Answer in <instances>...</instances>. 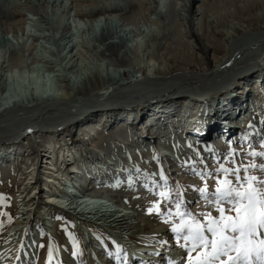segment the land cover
<instances>
[{"label":"bare ground","instance_id":"bare-ground-1","mask_svg":"<svg viewBox=\"0 0 264 264\" xmlns=\"http://www.w3.org/2000/svg\"><path fill=\"white\" fill-rule=\"evenodd\" d=\"M13 1L14 0H0V12L6 19L15 18L20 14L18 11L14 13L13 8H11L13 6ZM127 1L132 6L136 5L135 0ZM182 1L183 7L181 8L187 11L186 22L189 28L188 30L186 28L187 32L185 31L186 33L184 32V35L188 37L190 46H193V43L195 44L197 37L200 40H204L201 46L196 47V52L199 56H204V52L209 53L211 58L209 61H207L205 56L200 58L198 64L189 67L169 65L167 68H158L157 70L150 68L147 69L148 74H146V77L141 76L144 69L143 65L137 66V63H129L130 65L127 69L118 70L117 73L119 76H113L111 72H94L93 70L92 73H94L92 75L95 74L97 80L102 79L103 84L86 90H84L83 81L88 77L89 73L80 75L78 78H71L70 80L62 78V80L66 82L65 86L70 89V93H72L71 91L73 88H77L69 97L54 94L51 91L52 88L50 89L46 82L42 81L39 77H34V75L31 78L30 86H28L31 88L28 90V93H26L24 89L26 87L22 88L23 79H18L20 83L19 89V87L13 86V82L5 84L6 79L2 80V76L0 77L2 80H0V91L4 94L3 97H0V175L6 178L15 173L14 170L19 167L25 178L24 181H22V186H20L21 190L18 192L20 194L19 199H21L20 203L23 205V208L21 205L22 210L19 211V218L2 234L1 238H3V240H1L0 248L9 247L10 244L20 240L12 239L20 236L23 226H27L31 216H33L32 213L35 211H37L35 214H38L37 220L39 221L37 231L39 234L43 232L44 236L54 235L52 232H54V228L56 227L52 214L54 212L55 214L61 212V214L64 213L67 217H70L71 220L73 218L76 220V223L72 221L74 228L85 234L84 239L86 243H88L87 251L90 253L89 256L92 258L91 260L94 262L96 261L95 264L104 261L102 253L107 251L102 243L96 241L92 230L100 231L104 233L105 236L111 234L107 242L115 238V241L119 244L121 238L125 239L121 248L123 252L125 250L127 253L128 264H138V258L135 256V252H138L136 251L138 247L134 249V253L130 247L133 246L132 244L135 245V241L140 240H143L144 244L140 241L139 250L145 248L142 245H146L153 250L147 249L142 252L140 251L146 254L145 256L143 255L146 261H144L143 258L141 259L144 261L142 264H165L166 262L169 264V261H174L175 264H182V261L185 260L184 255H188V252H179L175 245H173L175 242L174 239L181 237L176 236V233L159 223L158 220H155L148 214H144L142 209L134 204V199L131 198L130 202H126V199H122L121 196H118L117 199L113 193L114 191L109 190L110 184L116 183L122 176L121 179L127 178L124 177L126 174L123 175L125 172L122 171V167L124 166L119 161L120 157L117 153L119 154V151L122 152L121 154L127 153L124 151V144L127 146L136 145L135 151L127 150L129 154L127 153L125 156L122 155L123 158H121L123 160L128 158L130 160L129 162H132V164H136L140 159L143 164L142 155L144 154L146 156L150 146H156V144H158V139L162 137L160 143L164 151L159 149L155 151H157L158 156L161 155L164 158L168 169H171L172 179H184L190 184H196L198 178L189 175V170L182 169L184 168L181 167L182 161L172 162L173 158L170 156L171 147L169 143H167L169 138L168 133L172 132V134L175 135L177 132L176 135H178V133L185 130L197 134L200 141L194 144L192 148L189 149L191 150L189 152L193 157L194 154H192V150L199 151V156L201 157L198 156L197 158H202L208 164L215 160V157L210 159L211 155L215 156L224 150L229 151L230 149H227V146L230 145L234 139H254V137L258 138L259 136L257 140L263 141L264 95L261 96L259 91H264V72L260 71L256 76L249 74L246 77H241L243 80L240 81V78L237 85L228 93L223 96L208 99L206 102H199L197 99L195 100L194 97L189 99L190 94L197 95L200 89H191L190 91L184 89L188 88L193 83L199 86L198 82H202L201 85H204L205 82H211L213 79L219 77V74L223 72V70L237 65L238 62H240L239 60L255 55L258 50H261H255V45H262L264 43V41H260L264 40V25L261 23L263 15H254L251 19L250 17L245 18L244 21L246 24H243L244 28L241 29L236 27V29H234V27L232 32L224 30L219 28V24L216 21L214 24L213 20L210 21L208 17L204 16L206 12L204 0ZM198 2L201 4H198ZM256 3L258 4V1L253 0L250 5L253 6ZM175 5L174 9H172L173 7H167V9L174 14L178 12V2H176ZM250 5L248 4L245 7L239 8L240 12L243 13L246 7L250 10ZM108 6H110L108 3L103 1L100 3L99 1L91 6V9H94L95 12L87 10V12L91 11L95 15L93 21L96 24L95 31L98 32L93 34V37L95 40L102 43L101 46L104 47L100 48L102 52H104V50L111 52V54L117 52V56L126 53V51L131 52L132 49L127 47L123 48V42L130 37L125 33L127 29L129 30V34L134 33L136 30L131 26L120 29L119 27H121L123 19L122 21L118 20L121 24L119 25L116 23V27L114 26L116 29L114 28L113 30V25L110 21L115 18L114 11L117 10L116 8H110L112 6ZM194 7L197 9L192 11ZM120 10L121 9H119V11ZM196 19L199 20L195 22ZM131 21L133 25L137 24L135 19ZM190 26L191 28L193 27L195 32L193 33L195 35L192 34ZM100 30L102 32L101 37L99 36ZM166 31V29L163 31L161 30L158 34H155L154 37L159 40L165 37ZM187 33H191V36ZM70 35L71 34L67 37H70ZM233 35H241L242 39H239V42L233 44L232 47L230 46V42H228L226 46L227 51H225L222 56H218V50L215 47L217 44L214 46L212 40L217 38L215 40H222L223 42L225 39L232 38ZM98 36L100 37L99 39H97ZM151 37H153V35ZM5 38L6 37L3 38L0 36V46L6 50L4 60L2 59V61H0V70H5V68H7L6 70L9 71L11 67L22 69L25 64L28 63L29 57L26 56L24 59V55L23 53L21 54V52L22 50L23 52L25 50L27 51L28 48L24 50L22 45H19L20 47H14L6 43L4 40ZM68 43L69 45H65L64 49H68V52L72 55V52L77 49L79 44L71 37ZM94 44L98 46L97 43ZM33 46L34 50L38 52L37 45ZM148 46L151 47L149 43L147 48ZM221 47L223 46L221 45ZM30 55L31 58H34L41 54L38 53L35 55V53H31ZM70 55H67L69 60H71L76 53L72 56ZM67 56H62L63 63ZM121 56L123 57V55ZM150 58H152V56H150ZM65 66L69 69L73 67L74 64L71 62L67 64L65 62ZM252 69H254L253 64H251L248 69H243V71L247 70L249 72L252 71ZM235 73L239 75L242 72L238 70L235 71ZM131 76H135L138 80L135 79V81L128 84ZM257 80H260L258 85ZM71 81H74L73 85H71L73 83H71ZM4 86L6 90H4ZM215 93L216 92H214V94ZM253 99L258 100L259 103H257L258 105L255 104L253 107H249V102ZM127 104L135 105L137 108L127 109ZM112 107L115 108L112 109ZM254 108H257L255 109L257 113L254 111L249 119V114L253 112ZM246 112L248 113L247 115L244 114ZM258 112H260V116L257 119ZM241 114L243 115L241 119L245 121V126L247 125L246 128H240L242 123L240 124V122H238V117H240ZM234 118L236 122H233L232 119ZM251 120H255L256 123H253V126L250 124L248 127V121ZM71 124H73V127H69V131H73V133L78 136L76 140H73L69 134L62 131L64 126H69ZM45 128L46 131H44ZM127 128L128 130H125ZM146 128L148 129L146 130ZM120 129L128 131V133H121L118 137L117 132ZM196 129H198V131ZM14 131L15 133L9 136V134ZM16 131H18V133H16ZM250 131H253V133L251 134ZM50 133H52V135ZM131 133H134V135H131ZM104 135L109 139V143L107 144H102L101 142V138H103ZM212 135H216L217 137L212 142L213 145L208 147V140L212 139ZM223 135L225 141L221 139ZM243 135H246V137ZM34 136L38 138L36 141L39 142H37L38 144L36 142L34 143L37 144V147H39L38 145L41 147L38 153L40 154L38 161H36V157L33 156L34 152L32 150L36 145H24V141L27 138H30L31 141ZM57 136L59 137L56 138ZM21 139L23 140L21 141ZM30 144H32V142ZM95 144H99L100 146H96ZM257 144L262 145V143ZM138 145L142 148H139ZM201 148H205V150L201 151ZM148 156L150 155H147V158ZM158 159L160 158L158 157ZM174 159L176 160V158ZM164 169V166H162L161 171L163 172ZM137 170L138 169L135 167L129 170L127 175H138ZM44 177H46L45 180L49 181L51 185H47L45 181L42 180ZM47 177H52V180H49ZM41 183H44L43 185L46 186H42ZM37 186L39 187V191L37 190L38 192L35 193ZM144 190L145 189L137 188V190L134 191ZM40 193L46 194L44 195L45 198L39 196ZM132 193L133 192L130 191L127 194L132 197ZM193 196H195L194 193L188 195L189 199L187 201L189 205L194 202L199 204L201 202L200 197ZM117 200H121L120 203H118ZM140 201H143V199L139 200V202ZM145 203L147 202L144 201L141 205ZM200 209L199 211H201ZM46 215H49V217ZM88 221H93V224L90 226L86 225ZM57 222L56 220V223ZM91 226L94 228L91 229ZM46 236L43 240L48 238ZM56 236L55 238H57ZM5 240H11L12 242L8 241L10 244L6 246L8 243H5ZM64 240L65 239H63V241ZM127 240H132L129 241L131 244H128ZM65 243L66 245L69 244L68 241ZM98 244L102 246L104 251L100 249ZM167 250L173 253L169 254ZM93 253L97 258L92 256ZM165 254H169V258ZM67 255V251L62 249V257L65 258ZM12 259L13 258H10V260ZM157 261L159 263H156ZM11 263H13V261H11ZM70 263L73 264L72 262ZM104 264H117V261L114 257L107 255Z\"/></svg>","mask_w":264,"mask_h":264},{"label":"rangeland","instance_id":"rangeland-1","mask_svg":"<svg viewBox=\"0 0 264 264\" xmlns=\"http://www.w3.org/2000/svg\"><path fill=\"white\" fill-rule=\"evenodd\" d=\"M96 1L97 2L100 1V3L101 1L106 2L108 3V5L112 6V7L110 6L108 7L114 8V9L116 8L117 11H114L115 18L110 21V23L113 25V30L116 27V23H118L119 25L121 24L118 20L122 21L123 19L122 25L121 27H119L120 29L127 28V26H131L134 30L137 31V32L134 31V33L129 34L128 33L129 30L127 29L125 34L129 35L130 37L127 39H125L124 37L125 41L123 42L124 44L123 48L127 47L132 50L131 52L126 51V53L124 54L122 53L121 55H123V57L121 55L117 56V52L114 54H111V52L106 51V50L102 52L100 49L103 47L101 46L102 43L98 40H95L93 37V34H96V32H98V31H95L96 24L93 21L94 16H95L93 12H95V10L91 9V6L97 3ZM135 1H136L135 2L136 5L132 6L131 4H129L127 0H54V1L53 0H14L13 6L12 7L10 6V7L13 8L14 13H17L18 11V13L20 14L19 16H16L15 18L6 19L0 12V36L3 38L6 37L4 39L5 42L9 43L10 45L14 47H20L22 45V47H24V50L28 48L27 51L25 50L23 52L22 50L21 54L23 53L24 59L26 58V56H28L29 58H28V63H26L22 69H18L14 67H11L9 71L6 70L7 68H5V70L1 69L0 70V74H1L0 77L2 76L1 79L2 80L6 79L5 84L13 82L14 83L13 86L19 87V89H20V83L18 82V79L19 78L23 79L22 84L24 86L22 85V88L26 87L24 89L26 90V93H28V90L31 89L28 86H30V83H31L30 81L32 80L31 78L34 75V77H39L42 81L46 82L48 87H50V89L52 88L51 91L54 94L59 95V96L63 95V96L69 97L70 94H72L75 90H77V88L75 89L71 88L72 93H70V89L65 86L66 82L62 80V78H65V80L67 79L70 80L71 78H78L80 77V75L89 73L88 77L85 78V80L83 81V87H84V90H86V89H91L93 87H96L97 85L103 84L102 79L97 80L95 78L96 77L95 74L92 75L94 72H97V71H102L104 73L111 72L113 73V76L115 75L119 76L117 73L118 70L127 69L130 64L137 63V66L143 65L144 69L141 73V76L146 77L147 76L146 74H148L147 69H150V68H154L155 70H157L158 68H162V69L167 68L169 65L189 67L191 65L198 64V61L202 57L206 56L207 61L211 59L209 53L204 52V56H199L196 52L197 51L196 47L201 46V44L204 43V40H200L197 37V41H195L194 39L196 45L193 43V46H190L188 43V37H185L184 35V32L185 31L187 32L189 28L186 22L187 21L186 20L187 11L184 10V8H181L183 7L182 0H171V2L170 0H167V1L166 0H135ZM251 1L253 0H244V1L243 0H204L205 7H206V12L204 16L208 17L210 21L213 20V23L216 21L219 24V28H222L224 30H228L231 32L234 27H235L234 29H236V27H239L241 29L244 28L243 24H246V22L244 21L245 18L250 17L251 19V17H253L254 15H263V20L261 21V23L262 25H264L263 23L264 22V11H263L264 10V7H263L264 0H260V1L256 0L258 1V4L256 3L255 5H253L254 7L250 5ZM176 2H178V5H177L178 12L174 14L173 12H170V10L167 9V7L168 8L173 7L172 9H174V7L176 6L175 5ZM198 4H201V3L198 2ZM248 4L251 6V9L248 10V7H246L244 9V12L241 13L239 8L245 7ZM119 9L121 10L119 11ZM196 9L197 8L194 7L192 8V11H195ZM0 10H1V7H0ZM87 10H91L93 12L91 11L87 12ZM131 18L133 20L135 19L137 24L133 25L131 23L132 22ZM198 20L199 19H196L195 22H197ZM164 28L167 30L165 32V37L160 38L159 40L156 39L154 37L155 34H158L161 30L162 31L165 30ZM190 29L192 31V34H194L195 32L193 30V27L191 28L190 26ZM99 32H100L99 36L101 37V34H102L101 30ZM67 34L68 35L71 34L70 37L73 38L79 44L77 49H75L76 52L75 51L72 52V55L76 53L75 55L76 57L74 56L71 60H69V57L67 56V55H70V53L68 52V49H64L65 45H69L68 40L70 37H67L68 36ZM187 34L191 36V33H187ZM126 35H123V36H126ZM152 35L153 37H151ZM99 36L97 39L100 38ZM241 37H242L241 35H237V36L233 35L232 38L223 40L224 43L222 42V40H215L217 39L215 38L212 40L213 42L212 44H214V46L217 44L215 46L216 49L218 50L217 54L218 56L219 55L222 56L224 52L227 51V47H226L227 43L230 42V46L232 47L233 44H236L239 42V39L240 40L242 39ZM260 41H264V40H260ZM89 43H90V46H89ZM94 43H97L99 47L96 46ZM148 43L150 44L151 47L148 46L147 48ZM33 45H37L38 52L34 50ZM221 45L223 47H221ZM255 48H256L255 50L257 49H261V50H258L257 53H255V55H253L252 57L249 56L248 58L239 60L240 62H238L237 65L231 68H227L226 70H223V72L219 74V77H217L216 79H213L211 82H208V83L205 82L204 85H201L202 82H198L199 86H196V84L193 83L188 88L184 89V90H189V91L191 89H195V90L197 88H198L197 90L200 89L199 94L197 95L190 94L189 99L194 97V99L195 100L197 99L199 102H206V100L211 99L213 97L223 96L224 94L228 93L231 89H233L235 85H237L241 77L243 76L246 77L249 74L256 75L257 73H260V71L264 72V43L262 45L260 44L257 46L255 45ZM5 51H6L5 48L3 49L0 46V57H1L0 61H2V59L4 60ZM36 52L37 54L40 53L41 55L31 58L30 54L35 53V55H37ZM63 54L67 56V58L65 57L66 60L64 61V63H63V57H62L64 56ZM150 56H152V58H150ZM65 62L67 64L71 62L74 64V66L67 69V67L65 66ZM251 64L254 65V69H252V71H249V72L247 70L243 71V69H248V67H250ZM93 70L94 72L92 73ZM238 70L241 71L242 73H240L239 75L238 74L236 75L235 71H238ZM2 71H3V74H2ZM135 79L138 80L137 78H135V76H131V78H129L128 84L135 81ZM242 80L243 79L241 78L240 81ZM71 83H72L71 85H73L74 81H71ZM4 90H6L5 86H4ZM214 92L216 93L214 94ZM259 94L263 96L264 91L261 92L260 90ZM3 95L4 94L1 93L0 91V97H3ZM201 100H205V101H201ZM257 103H259L258 100H255V99H253L252 101L250 100L249 107H253ZM127 107H128L127 109L137 108L135 107V105H132V104L131 105L127 104ZM114 108L115 107H112V109ZM255 109L257 108H254L253 112L256 111ZM259 116H260V112H258L257 119L259 118ZM232 120L233 122H236L235 118ZM238 122H239V119H238ZM253 123H256V121L255 120L248 121V127L250 126V124L253 126ZM69 127H73V124L69 126H64V129L62 127L63 129L62 131L69 134V136H71L73 140H76L78 136H76L73 133V131L70 132ZM240 128H241V125H240ZM125 130H128V128ZM125 130L120 129L117 132V136L119 137L121 133L127 134L128 131H125ZM196 130L198 131V129ZM44 131H46V128ZM14 133L15 131L11 132L9 136ZM16 133H18V131H16ZM250 133L252 134L253 131H250ZM50 134L52 135V133ZM176 134L174 135L172 134V132L168 133L169 138H168L167 143H169L171 147V151L170 150L169 151H170V156H172L173 158L172 162L175 163V162L182 161L181 167H184L182 169L189 170V175H192L198 178V180L196 181V184H190L184 179L183 180H173L171 169L165 168L163 172L161 171L162 166H164L166 162L164 161V158L161 155L159 156L160 159H158L156 157L158 155L156 153L157 151H155L158 149L161 151H164L162 149L163 146L160 143L162 139L161 137L158 139V144H156V146H153V145L150 146V149H149L150 153L147 152L148 153L147 155H150L148 156V158H147V155L146 156L144 154L142 155L143 164L141 163L140 159L138 160L139 162H137L136 164L135 163L132 164V162H129L130 160L128 158H126L125 160L122 159L123 156L127 155L129 150L135 151L136 150L135 148L137 147L136 145L127 146L124 144V151H126L127 153L121 154L122 152L119 151V154L117 153V155H119L120 157L119 161L124 166L122 167V171L125 172L123 175L126 174L124 177H127V178L120 179L116 183L110 184V187H109V190L114 191L113 193L117 199H118V196H121L122 199L125 198L126 202L127 201L130 202L131 198L134 199V204L139 206L144 212V214H148L155 220H158L159 223L163 224L166 228L170 230L172 229L173 224L180 225L182 219L187 222V221H190L192 217H195L201 223L206 224L207 222L204 220V215H203L204 213H211L213 216H217V217L219 216V212L216 210L215 205L209 204L207 202L210 199L211 200L215 199L213 193L215 192L218 182L223 181L225 179V176L223 173L216 172L214 169L218 168L220 163H226L227 167L233 166L230 162H225L223 159L229 153V151H226V150H224L220 154H216L215 156L211 155L210 159H213L215 157V160L210 164L206 163V161L201 158L204 161V164L201 165L197 163L195 165L196 171H203L204 173V177L201 178V176H198L195 174V172L193 171L192 163H191L192 160H200L197 158L198 156L196 155V153L197 152L199 153V151L192 150V154H194L192 157L189 152L191 151L189 150L190 149L189 148V145H190L189 138L190 137H187L186 135H184L182 131L178 133V135ZM131 135H134V133H131ZM59 136H57L56 138H58ZM243 136L246 137V135H243ZM214 137L215 135L211 137L212 139L208 140V147L209 146L211 147V145H213L212 142L214 141L213 139ZM101 139H102L101 140L102 144L109 143V139L108 137H105V135ZM257 139H259V136L258 138L254 137V139H250V138H244L242 140L234 139L233 140L234 143L232 142L230 145H228L227 149L235 150V156H234L235 161L242 162L245 165H251V164L259 165L261 163H264V156L248 155V153H250L253 150L256 152L264 151V147H262V145L260 144H257V143L264 142V140L259 141ZM22 140L23 139H21V141ZM36 140H38V138L35 136L32 137L31 141H30V138H27L24 141V145L25 144L33 145V146L36 145L35 147H33L34 149L32 150L34 152L33 156L36 157L35 159L36 161H38V157L40 155L38 153L40 152L39 150L41 147L40 145H38L39 147H37V144L39 142ZM29 142L30 143L32 142V144H30ZM34 142L36 143L38 142V143L36 144ZM95 145L100 146L99 144H95ZM138 147L142 148L139 145ZM203 150H205V148H201V151ZM111 152L113 153L112 150ZM151 153H155L154 162L150 161L152 159ZM174 158H176V160ZM216 158H219V159H216ZM139 165H142V168ZM135 167L138 169L137 170L138 175H135V176L127 175L128 174L127 172ZM205 168L207 169L206 171H205ZM158 170L161 171L160 174H158ZM14 171L15 173L7 176L6 178H3V176L0 175V194H2L4 197L3 201L0 202V211L7 212L12 217L11 222L6 223L4 228L0 229V247H1V240H3V238H1L2 234L6 231V229L11 227L15 223V221H17V219L20 216L19 211L22 210L23 208V205L20 203L21 199H19L20 194L18 192H20L21 190L20 186H22V181H24L25 178H24V174L20 171L19 167H17V169ZM209 172L211 173V175H209ZM161 173L165 177L164 179L161 178ZM248 174L257 176L258 180H264V171H262L258 167L257 168L249 167ZM240 175L241 176L244 175L243 171H241ZM45 178L46 177H44V179L42 178V180L45 181L47 185H51V183L45 180ZM47 178L49 180H52V177H47ZM227 178L231 179L233 183L235 184L234 176L229 174ZM41 184L42 186H46V185H43L44 183H41ZM201 187H207V192L204 195H201V193L198 191V189ZM137 188H142L145 190L144 191H134V190H137ZM172 188H175V190L172 191ZM37 190L39 191L38 186H37V189L35 190V193L38 192ZM116 191H117V194H116ZM130 191L133 192L132 197H130V195L127 194ZM161 192L169 193L167 199L161 198V196L159 195V193ZM192 193H194L195 195L193 197H197V196L200 197L201 202L199 204H197V202H194L189 205V202L187 201L189 199L188 195ZM44 195L46 194L44 193L39 194V196H41L42 198H45ZM141 199H143V201L139 202V200ZM120 201L117 200L118 203H120ZM144 201H146L147 203L141 205V203ZM155 201H159L160 212H162L163 215L158 214L155 211H153L152 213L148 212V208L151 207L153 202ZM177 203L180 204L179 209H177L176 207ZM222 203L226 209L225 214L234 216L235 211L232 208V205L228 204L226 200L222 201ZM21 205H22V208H21ZM200 208H203V209H200ZM199 209L201 211H199ZM178 212L180 213L179 215L177 214ZM35 213H37V211L32 213L33 216H31L30 222L27 224V226H23L20 236L12 239V240H17V239H20V240H18L16 243H12V244L8 243L6 246L10 244L9 247L0 248V264H17V262L15 261V253L17 252L19 245H20V241L22 239L26 245L25 251L27 252V256H22L23 264H46L47 252H48L47 245H48L50 238L52 239L56 247L59 249L58 255H56L53 258L52 264H56V260L61 261L62 264H71L70 262H72L73 264L74 263L75 264H93V263L95 264L96 263V261L94 262L91 260L92 258L89 256L90 254L89 251H86V247L88 243H86V240L84 239L85 234L83 232L75 230L74 228V224L72 222L74 221L76 223V220L74 218L71 220L70 217H67L64 213L61 214V212L60 213L57 212L55 214L54 212L52 214L53 219L55 221V227H56L54 228L55 229L54 232H52L54 235H50V236L45 235L48 238L43 240L45 236L39 234V232L37 231V227H38L37 225H38L39 220H37L38 214H35ZM46 216L49 217V215H46ZM0 219L6 220V217H0ZM56 220L58 221L57 222L58 224L56 223ZM92 224H93V221H88L86 225L90 226ZM65 228L67 229L68 232H72L79 241L80 249L78 252V256L76 257H73L71 255L72 245L67 235L65 234V231H64ZM90 228L93 229L94 227L91 226ZM92 232L94 233L97 242L99 243L103 242L102 244L107 252L115 251V247H113L114 245H112V241L115 240V238L111 239L110 242H107L111 234L109 235L107 234L106 235L107 237H106L105 234L101 233L100 231L92 230ZM25 233L27 234L25 235ZM184 235H187V231L186 229H181L179 234L176 233V236L181 237V238L174 239L175 242L173 245H175V247L177 248V251L179 252L180 251L188 252V247H191V242H186L182 238ZM205 235L208 236L209 239H211V233H208L206 230H205ZM55 236L57 238H55ZM63 239L68 241L69 242L68 245L70 246L66 245L65 243L66 241L65 240L63 241ZM140 239H143V238H140ZM8 241L12 242L11 240H8ZM127 241H128V244H131V242L129 241H132V240H127ZM140 241H135L134 242L135 245L132 244L133 246L130 247L131 250H134L137 247L139 250ZM124 242H125V239L121 238L119 245L121 246ZM141 242H143V240ZM186 243L188 244V247H185ZM41 244H43L44 247H40ZM98 245L100 246V249H102V246L100 244ZM142 246L145 247L144 248L145 250L147 249L152 250L146 245H142ZM62 249H65L68 253V255L65 258L62 257ZM102 251L104 250L102 249ZM196 251H197L196 249H193L191 253L193 259H195L196 257ZM86 252H88L87 257H86ZM107 252L102 253V255L104 256L103 257L104 261L106 260V257L108 255ZM172 253H173L172 251H169V254H172ZM142 255L145 256L146 254L142 253ZM92 256L96 257L94 253L92 254ZM188 256H189V252H188V255H184L185 260L182 261V264H187ZM10 258H13V259L10 260ZM222 258L226 259V257H222ZM11 261H13V263H11ZM104 261H102L101 263L98 262L97 264H104Z\"/></svg>","mask_w":264,"mask_h":264},{"label":"snow or ice","instance_id":"snow-or-ice-1","mask_svg":"<svg viewBox=\"0 0 264 264\" xmlns=\"http://www.w3.org/2000/svg\"><path fill=\"white\" fill-rule=\"evenodd\" d=\"M191 147L189 145V148ZM262 147H264V142H262ZM196 155L199 156V153L197 152ZM248 155L264 156V151L253 150ZM234 156L235 150L230 149L228 155L223 158L225 162H230L232 167H227L226 163H220L219 167L214 169L216 172L223 173L225 179L218 182L213 193L215 199H210L207 202L215 205L219 216L204 213L206 224L192 217L190 221L186 222L182 219L180 225L173 224L172 226L171 230L174 233L179 234L181 229L187 231V235L183 236L186 242H191V247H188L187 243L185 244L189 252L187 264H264V180H258L257 176L248 174L249 167H258L264 171V163L245 165L235 161ZM191 163L195 174L203 178V171H196L195 165L197 163L203 165L204 161L202 159L192 160ZM241 171L244 173L243 176L240 175ZM229 174L235 177V184L227 178ZM209 175H211L210 172ZM161 178H165L162 173ZM198 191L204 195L207 192V187H201ZM159 195L161 198L167 199L169 193L161 192ZM3 199V195L0 194V202ZM225 200L232 205L235 211L234 216L225 214L226 209L222 203ZM176 207L179 209L180 204L177 203ZM153 211L162 214L159 201L153 202L152 206L148 208L149 213ZM0 217H6V220L0 219V229H3L6 223L11 222L12 217L9 213L2 211H0ZM205 230L211 233V239L205 235ZM64 231L72 245L71 255L76 257L80 249L79 241L72 232H68L66 228ZM41 235L44 233L41 232ZM4 242L8 243L7 240ZM112 245H114L115 251H109L108 256L114 257L117 264H128L127 253H123L121 246L115 240L112 241ZM40 247H44V245L41 244ZM25 248L26 245L22 239L15 253L17 264H23L22 256H27ZM47 249L46 264H52L59 249L51 238ZM193 249L197 250L195 259L191 255ZM222 257H226V259ZM56 264H62V262L56 260ZM169 264H175V262L169 261Z\"/></svg>","mask_w":264,"mask_h":264}]
</instances>
